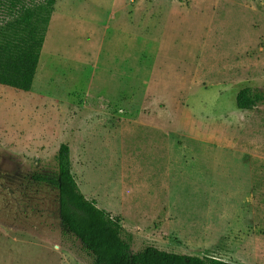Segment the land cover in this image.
Here are the masks:
<instances>
[{
	"label": "rangeland",
	"instance_id": "obj_1",
	"mask_svg": "<svg viewBox=\"0 0 264 264\" xmlns=\"http://www.w3.org/2000/svg\"><path fill=\"white\" fill-rule=\"evenodd\" d=\"M40 63L30 92L0 84V264H91L32 179L62 143L134 252L264 264V102H236L264 92V0H57Z\"/></svg>",
	"mask_w": 264,
	"mask_h": 264
},
{
	"label": "trees",
	"instance_id": "obj_2",
	"mask_svg": "<svg viewBox=\"0 0 264 264\" xmlns=\"http://www.w3.org/2000/svg\"><path fill=\"white\" fill-rule=\"evenodd\" d=\"M57 0H0V84L30 92L40 65ZM237 106L251 110L264 102V92L246 87ZM53 173L32 179L58 191L61 220L90 256L91 264H238L214 256L172 252L147 244L134 252V234L119 216L100 208L82 192L73 173L71 147L62 143Z\"/></svg>",
	"mask_w": 264,
	"mask_h": 264
},
{
	"label": "crops",
	"instance_id": "obj_3",
	"mask_svg": "<svg viewBox=\"0 0 264 264\" xmlns=\"http://www.w3.org/2000/svg\"><path fill=\"white\" fill-rule=\"evenodd\" d=\"M234 177H247L245 175H240V176H234ZM227 184V183H225ZM228 184H231V185H234V186H237L238 188L242 189V188H247V186L249 184H251V187L254 186V183L252 182H249V181H229ZM250 187V188H251ZM248 199V198H247ZM195 225H193L194 227ZM203 227V225H200ZM201 231V230H200ZM195 232V231H194ZM218 242H221V244H226L228 243L229 241H227L226 239L224 240H220V241H217V242H214V244H212V247L213 245L215 244H218ZM193 243V246L191 247V250H194V253H189V254H199V255H207V251L208 249L207 248H210V247H206V244H208L205 240L201 239V238H198L196 240H193L192 241ZM187 247V246H186Z\"/></svg>",
	"mask_w": 264,
	"mask_h": 264
},
{
	"label": "bare ground",
	"instance_id": "obj_4",
	"mask_svg": "<svg viewBox=\"0 0 264 264\" xmlns=\"http://www.w3.org/2000/svg\"><path fill=\"white\" fill-rule=\"evenodd\" d=\"M41 64V63H40ZM41 66V65H40Z\"/></svg>",
	"mask_w": 264,
	"mask_h": 264
}]
</instances>
